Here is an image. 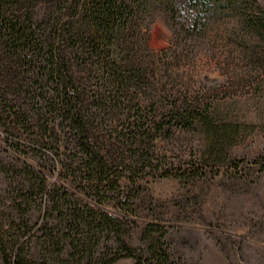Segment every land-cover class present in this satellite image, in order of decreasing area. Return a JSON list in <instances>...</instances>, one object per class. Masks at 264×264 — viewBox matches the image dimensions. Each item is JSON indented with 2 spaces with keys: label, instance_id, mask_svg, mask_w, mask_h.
<instances>
[{
  "label": "trees",
  "instance_id": "obj_1",
  "mask_svg": "<svg viewBox=\"0 0 264 264\" xmlns=\"http://www.w3.org/2000/svg\"><path fill=\"white\" fill-rule=\"evenodd\" d=\"M154 4L172 18L181 8L193 11L191 36L233 14L264 39V20L253 16L264 0H0V126L55 150L36 165L6 159L7 149L23 151L18 138L0 133V264H111L124 256L180 264L150 235L146 253L131 246L120 236L122 220L104 209L123 179L134 183L160 161L114 153L94 135L116 121L120 128L109 136L133 147L165 122L205 120L200 105L182 99L179 106L169 95L160 99L168 114L142 112L143 102H152L149 111L156 102L143 59L150 53L145 15ZM54 168L68 184L48 183L43 169Z\"/></svg>",
  "mask_w": 264,
  "mask_h": 264
},
{
  "label": "rangeland",
  "instance_id": "obj_2",
  "mask_svg": "<svg viewBox=\"0 0 264 264\" xmlns=\"http://www.w3.org/2000/svg\"><path fill=\"white\" fill-rule=\"evenodd\" d=\"M192 13L181 8L172 18L156 4L146 13L150 53L143 59L153 70L147 80L156 102L154 111L147 106L152 102H143L142 112L168 114L160 99L169 95L180 99L179 106L182 99L200 105L205 120L165 122L162 132L151 130L147 143L124 148L109 136L118 122L95 130L114 153L160 161L158 169L139 172L134 183L123 179L104 209L122 220V239L143 253L154 237L180 264H264V39L233 14L188 35ZM253 16L264 20V10ZM0 133L6 135L3 126ZM6 136L18 138L23 151L7 149L6 159L26 157L36 165L41 153L54 157L55 150L34 135L14 130ZM58 169H43L48 183L68 184ZM38 215L33 212V221ZM148 225L153 227L146 236Z\"/></svg>",
  "mask_w": 264,
  "mask_h": 264
}]
</instances>
